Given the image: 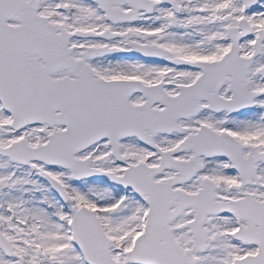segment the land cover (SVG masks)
<instances>
[{
    "label": "snow or ice",
    "instance_id": "6c2138e0",
    "mask_svg": "<svg viewBox=\"0 0 264 264\" xmlns=\"http://www.w3.org/2000/svg\"><path fill=\"white\" fill-rule=\"evenodd\" d=\"M0 264H264V0H0Z\"/></svg>",
    "mask_w": 264,
    "mask_h": 264
}]
</instances>
